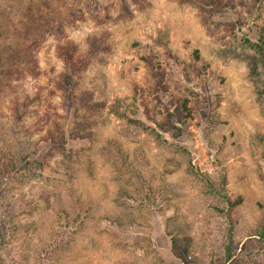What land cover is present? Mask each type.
I'll return each instance as SVG.
<instances>
[{"label":"rangeland","instance_id":"obj_1","mask_svg":"<svg viewBox=\"0 0 264 264\" xmlns=\"http://www.w3.org/2000/svg\"><path fill=\"white\" fill-rule=\"evenodd\" d=\"M242 33L264 0H0V264H223L230 224L264 264Z\"/></svg>","mask_w":264,"mask_h":264},{"label":"trees","instance_id":"obj_2","mask_svg":"<svg viewBox=\"0 0 264 264\" xmlns=\"http://www.w3.org/2000/svg\"><path fill=\"white\" fill-rule=\"evenodd\" d=\"M210 1L212 2H220L221 0H181V2H191L194 4H199L204 8L205 6H208L210 4ZM236 24V23H235ZM231 25V30L234 32V34L239 35L242 31V24L239 25ZM241 43L244 46H249L250 48L254 49L256 51V63L255 67L252 69L253 71V78L256 84V88L258 89L259 95L264 96V35L259 38L258 41H252L249 39V37L242 33V36H239ZM260 62V63H259ZM89 99V97L87 98ZM87 105L90 103L86 102ZM186 106V105H185ZM238 200L235 202L228 201L229 206H235L237 204ZM260 238L264 239V231L260 232L258 235ZM224 251H225V261L223 264H237V253H238V243L234 240V228L230 224L228 226V232H227V239L224 244ZM213 264V263H212Z\"/></svg>","mask_w":264,"mask_h":264}]
</instances>
